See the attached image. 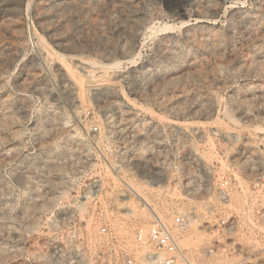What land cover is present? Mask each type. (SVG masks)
Returning <instances> with one entry per match:
<instances>
[{"label": "rangeland", "instance_id": "1", "mask_svg": "<svg viewBox=\"0 0 264 264\" xmlns=\"http://www.w3.org/2000/svg\"><path fill=\"white\" fill-rule=\"evenodd\" d=\"M94 123L192 264H264V0H0V264H90L102 219L142 254L136 200L51 214Z\"/></svg>", "mask_w": 264, "mask_h": 264}, {"label": "built area", "instance_id": "2", "mask_svg": "<svg viewBox=\"0 0 264 264\" xmlns=\"http://www.w3.org/2000/svg\"><path fill=\"white\" fill-rule=\"evenodd\" d=\"M80 134L81 139L94 149L95 162L92 166L95 167V172L89 176L74 177L72 180L74 188L55 196L56 204L51 214H66L71 217H114L121 215L122 210L125 211L127 202L136 200L141 204V209L152 218L148 228L139 227L135 231V244L142 250L139 257L129 251L126 242L116 234L106 219H102L97 234H94L91 240L84 236L78 240V245L84 246L88 251V262L192 264L186 248L179 243L174 233V228L182 229L187 224V217L178 214L170 226L160 217L158 211L146 204L144 197L136 189L140 179L136 180L134 172L126 174L123 173V169L117 167V159L113 157L117 151L116 141L105 129L94 123ZM132 149L133 147L126 148V151ZM126 162L129 165L130 162Z\"/></svg>", "mask_w": 264, "mask_h": 264}, {"label": "bare ground", "instance_id": "3", "mask_svg": "<svg viewBox=\"0 0 264 264\" xmlns=\"http://www.w3.org/2000/svg\"><path fill=\"white\" fill-rule=\"evenodd\" d=\"M139 193H140V192H139ZM140 194H141V193H140ZM127 203H128V202H127ZM127 203H126V204H127ZM123 204H124V203H123ZM146 204H148L149 206H151V207L153 208V206H152L151 204H149L148 202H146ZM127 209H129V208L126 207L125 210H127ZM153 209L156 211L155 208H153ZM123 213H124V212H123ZM123 213H122V214H123ZM116 229H117V228H116ZM117 232H118V229H117ZM118 234H119V232H118Z\"/></svg>", "mask_w": 264, "mask_h": 264}]
</instances>
